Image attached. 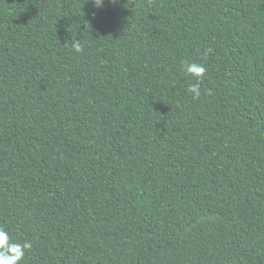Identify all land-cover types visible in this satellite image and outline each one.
<instances>
[{"label": "trees", "instance_id": "16d2710c", "mask_svg": "<svg viewBox=\"0 0 264 264\" xmlns=\"http://www.w3.org/2000/svg\"><path fill=\"white\" fill-rule=\"evenodd\" d=\"M0 229L18 264H264V0H0Z\"/></svg>", "mask_w": 264, "mask_h": 264}, {"label": "clouds", "instance_id": "9594fccd", "mask_svg": "<svg viewBox=\"0 0 264 264\" xmlns=\"http://www.w3.org/2000/svg\"><path fill=\"white\" fill-rule=\"evenodd\" d=\"M112 2L115 3L116 0H112ZM94 3L97 7H102L104 0H94ZM71 46L78 53L84 50L78 41H73ZM182 67L184 73L195 81L188 86L187 91L192 95L193 99H198L201 95L200 85L206 78L207 68L203 63L189 62L187 60L183 62ZM30 247V243L23 245L11 243L8 233L0 229V264H18L24 256V249Z\"/></svg>", "mask_w": 264, "mask_h": 264}]
</instances>
